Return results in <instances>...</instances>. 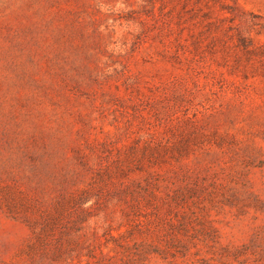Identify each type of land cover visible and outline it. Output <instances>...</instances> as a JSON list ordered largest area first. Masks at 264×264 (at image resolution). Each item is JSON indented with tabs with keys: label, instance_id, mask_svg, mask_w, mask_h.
Listing matches in <instances>:
<instances>
[{
	"label": "rangeland",
	"instance_id": "rangeland-1",
	"mask_svg": "<svg viewBox=\"0 0 264 264\" xmlns=\"http://www.w3.org/2000/svg\"><path fill=\"white\" fill-rule=\"evenodd\" d=\"M223 1L195 53L178 0H0V264H264V0ZM83 191L81 259L28 255Z\"/></svg>",
	"mask_w": 264,
	"mask_h": 264
},
{
	"label": "trees",
	"instance_id": "trees-1",
	"mask_svg": "<svg viewBox=\"0 0 264 264\" xmlns=\"http://www.w3.org/2000/svg\"><path fill=\"white\" fill-rule=\"evenodd\" d=\"M181 5V12L177 11L175 6L168 11L166 14L171 16L173 20L172 13H177L178 19L174 23L179 29V37L177 39L178 45L189 49L187 45L181 43L183 38V33L185 30H189L191 46L193 52L198 53L205 39H212L216 32L221 27L223 21L215 20L214 8L219 6L222 10L226 9L223 0H178ZM164 4L163 10L166 9L167 0H162ZM191 6V7H190ZM164 12V11H162ZM176 18V17H175ZM174 22V21H172ZM187 42V40H185ZM154 198L156 194L154 193ZM89 195L86 191H83L80 195L72 196L68 201L60 202L57 206V213L55 216H50L49 219H46L44 223H38L35 229L38 231L34 232L35 241L31 242L27 247L26 253L33 255L36 253L38 247H48L51 249L57 257L60 259L66 253H74L77 256V259L80 260L83 255H77L78 250L84 248L83 243H75L76 240L72 238V244L65 245L61 242L60 239H57L54 233L58 231L63 225L64 230H66V235L78 236L79 233L84 229V224L89 219L88 210L89 208H84V205L88 202ZM73 213V216H72ZM67 216H69V221L66 223ZM71 217V218H70ZM66 223V224H65ZM113 239V236H110ZM110 240L107 239L106 243H109ZM89 253L84 254L88 258L98 259L95 256V251L89 248ZM79 257V258H78ZM141 260H136L134 264H138ZM81 262V261H80Z\"/></svg>",
	"mask_w": 264,
	"mask_h": 264
}]
</instances>
